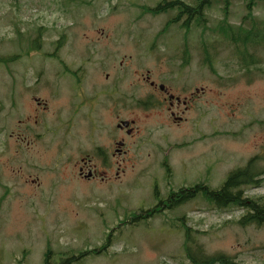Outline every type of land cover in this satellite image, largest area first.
<instances>
[{
	"label": "rangeland",
	"instance_id": "374dc122",
	"mask_svg": "<svg viewBox=\"0 0 264 264\" xmlns=\"http://www.w3.org/2000/svg\"><path fill=\"white\" fill-rule=\"evenodd\" d=\"M161 1L0 0V56L19 55L0 63V264H45L46 251L48 264H190L183 248V223L206 252H223L242 264H264V225L241 227L235 222L240 210L217 208L200 195L176 210L113 229L123 213L148 206L139 200L147 190L143 157L135 160L129 174L141 178L137 186L50 191L21 183L29 173L34 177L62 169L47 136L20 152L11 134L19 117L23 75L63 73V60L71 68L84 66L89 74L127 72L134 78L140 73L141 78L148 67L156 75L177 70V92L190 86L180 96L192 97L184 111L188 121L177 127V189L197 182L218 188L232 169L254 156L256 170L264 169V48L252 51L260 61L246 70L235 45L218 31L224 16L221 1L204 11L205 28L192 22L186 29L180 25L183 16L165 30L176 10L156 15L142 11ZM246 12L243 0H232L227 22L243 23ZM252 14L257 22L264 20V6H254ZM245 27H250L249 20ZM58 40L61 47L54 50ZM32 42L41 48L27 54ZM31 79L23 82V90ZM146 193L149 197L151 189ZM246 194L264 196V182L248 187Z\"/></svg>",
	"mask_w": 264,
	"mask_h": 264
},
{
	"label": "flooded vegetation",
	"instance_id": "af4514ba",
	"mask_svg": "<svg viewBox=\"0 0 264 264\" xmlns=\"http://www.w3.org/2000/svg\"><path fill=\"white\" fill-rule=\"evenodd\" d=\"M60 47L58 40L54 50ZM123 62L128 63L125 59ZM65 63L61 61L63 73L23 75L32 78L26 85L28 95L23 90V82L28 80H20L19 117L11 134L15 144L22 152L47 136L55 145L51 150L56 152L55 160L61 162L62 168L34 177L29 173L23 177V186L50 191L66 186L75 190L82 185L105 186L109 191L123 183L137 186L141 178L129 174L135 160L143 157L142 179L147 184L146 191L150 188L151 193L148 197L145 191L139 200L148 206L128 213L122 222L135 224L161 211L176 210L177 127L187 123L184 111L192 101V97L180 95L190 86L177 92V70L156 75L148 67L141 78V73L134 78L127 72L89 74L84 66L71 68ZM177 104L182 106L181 115ZM18 176L22 177L20 168ZM195 184L180 188L189 190ZM174 219L177 220V214Z\"/></svg>",
	"mask_w": 264,
	"mask_h": 264
},
{
	"label": "trees",
	"instance_id": "16d2710c",
	"mask_svg": "<svg viewBox=\"0 0 264 264\" xmlns=\"http://www.w3.org/2000/svg\"><path fill=\"white\" fill-rule=\"evenodd\" d=\"M213 1H221L224 4V16L217 28L220 33H223L225 38L235 45L240 65L246 70L249 69L250 65L256 66L260 58L258 60L257 54L252 53V51H255L259 47L264 48V20L257 22L252 14V10L259 3L264 6V0H243L247 12L242 18L243 23L238 25H230L227 22L228 8L232 0ZM213 1L163 0L162 3L160 2L155 7L142 11L158 14L167 12L168 10H176V14L165 23L164 30L172 23H179L183 16L184 19L180 23L181 26L188 29L192 22H196L205 28L206 18L204 10L209 8ZM248 20L250 21V27H245V23ZM254 31H256V34L253 33ZM238 45H241V48ZM38 48L39 46H35L33 49H29L27 53ZM17 57L18 55L0 56V63L13 62ZM204 62L208 64L210 62L209 58H204ZM209 67L212 72H215L214 67L210 63ZM257 157L254 156L249 159L244 167L231 170L218 188L213 189L206 187L203 183H197L189 190L177 189V206L200 194L205 201L215 205L217 208L234 207L240 210L241 215L235 222L241 227L264 225V196L253 197L246 194L248 187H258L264 182V169L256 170L255 161ZM182 225L184 230V253L190 264H242L229 254L206 252L203 245L192 235L191 229L185 226L184 223ZM47 258L48 254L46 253L45 261H47Z\"/></svg>",
	"mask_w": 264,
	"mask_h": 264
},
{
	"label": "bare ground",
	"instance_id": "6f19581e",
	"mask_svg": "<svg viewBox=\"0 0 264 264\" xmlns=\"http://www.w3.org/2000/svg\"><path fill=\"white\" fill-rule=\"evenodd\" d=\"M213 1V0H212Z\"/></svg>",
	"mask_w": 264,
	"mask_h": 264
}]
</instances>
